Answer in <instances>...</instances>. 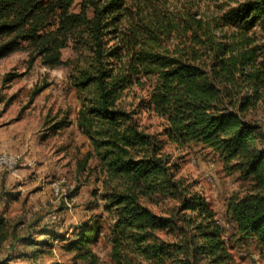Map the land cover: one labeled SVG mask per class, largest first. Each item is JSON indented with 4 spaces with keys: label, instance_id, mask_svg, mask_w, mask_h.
I'll return each instance as SVG.
<instances>
[{
    "label": "trees",
    "instance_id": "16d2710c",
    "mask_svg": "<svg viewBox=\"0 0 264 264\" xmlns=\"http://www.w3.org/2000/svg\"><path fill=\"white\" fill-rule=\"evenodd\" d=\"M74 1L0 0V59L25 41L30 63L40 58L56 68L72 43L68 84L80 105L76 127L90 147L78 171L94 161L103 189L93 209L101 214L64 240L0 212V264L38 263L51 257L57 240L66 241L62 247L76 262L98 264L94 247L102 237L111 264H235L215 210L195 182L179 175L167 144L202 147L250 183L230 196L226 213L239 239L253 241L264 260V120L255 118L264 111V46L213 48L207 61L163 49V19L156 15L121 29L119 4L88 0L74 14ZM53 19L57 26L49 30ZM259 20L264 28V3L235 10L227 24L250 31ZM144 113L156 118L158 130L142 124ZM70 125L53 120L49 130Z\"/></svg>",
    "mask_w": 264,
    "mask_h": 264
},
{
    "label": "rangeland",
    "instance_id": "374dc122",
    "mask_svg": "<svg viewBox=\"0 0 264 264\" xmlns=\"http://www.w3.org/2000/svg\"><path fill=\"white\" fill-rule=\"evenodd\" d=\"M87 1L75 0L70 12L80 13ZM94 1L100 6L110 1L119 4L114 15L120 20L121 29L137 21L139 16L162 18V46L169 52L198 53L208 61L214 54L213 48L236 49L245 42L264 46L260 20L250 31L242 24H227L228 16L235 10L263 4L264 0ZM87 14L92 17L91 7ZM51 22L53 25L48 29L54 30L56 20ZM19 43L16 52L0 59V155L9 154L21 160L16 167L17 176L8 171L0 172V212H6L13 224H35L70 240L79 224L101 214L100 209L93 208L101 204L98 196L103 189L93 170L94 161L89 162L85 171H78L79 162L90 147L76 127L80 105L75 90L68 84V63L75 57V51L69 43L62 50L64 64L49 68L40 58L30 63L31 45L25 41ZM62 118H67L71 125L57 133L50 131L53 120ZM255 118L264 120L263 109L258 110ZM141 122L152 127L150 132L158 130L156 118H149L146 113L141 115ZM165 152L179 165V175L195 182L197 190L215 210L235 264H264L256 244L239 239L236 225L226 213L230 196L246 190L250 183L237 173H229L216 155L202 147L177 150L167 144ZM54 182H60L58 194L52 188ZM64 240L53 242L51 257L48 253L38 263L18 260L16 264H82L62 247ZM109 250L102 237L94 247L98 264H111ZM22 251V248L17 249V252Z\"/></svg>",
    "mask_w": 264,
    "mask_h": 264
},
{
    "label": "bare ground",
    "instance_id": "6f19581e",
    "mask_svg": "<svg viewBox=\"0 0 264 264\" xmlns=\"http://www.w3.org/2000/svg\"><path fill=\"white\" fill-rule=\"evenodd\" d=\"M18 160H19V157H17V156H13V155H9V154H1L0 155V172L8 171L12 175H16V170L7 169L6 167H4V165H6L7 161H18ZM57 185H58V191L56 189ZM61 185H62V183H61ZM52 188L55 191V193L58 194L60 192V182H54L52 184Z\"/></svg>",
    "mask_w": 264,
    "mask_h": 264
},
{
    "label": "built area",
    "instance_id": "2783aa9c",
    "mask_svg": "<svg viewBox=\"0 0 264 264\" xmlns=\"http://www.w3.org/2000/svg\"><path fill=\"white\" fill-rule=\"evenodd\" d=\"M21 160L18 161H7L6 165H4V167H6L7 169L10 170H16V167L19 165ZM57 191H58V185L56 187Z\"/></svg>",
    "mask_w": 264,
    "mask_h": 264
}]
</instances>
